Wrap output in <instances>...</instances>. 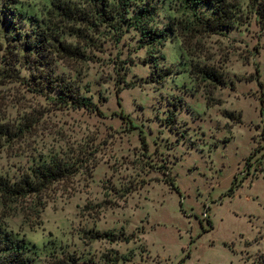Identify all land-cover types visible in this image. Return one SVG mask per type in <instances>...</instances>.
<instances>
[{"label":"rangeland","instance_id":"374dc122","mask_svg":"<svg viewBox=\"0 0 264 264\" xmlns=\"http://www.w3.org/2000/svg\"><path fill=\"white\" fill-rule=\"evenodd\" d=\"M49 1L10 0L15 23L45 18ZM226 1L237 21L206 34L185 32L175 0H149V24L175 28L158 48L159 82L131 28L117 40L97 29L91 40L65 36L83 54L57 53L38 72L62 78L92 109L35 91L21 60L22 77L0 76V124L10 130L0 136V176L11 181L53 156L76 167L37 194L0 198V225L24 239L31 264L67 255L81 264H264V18L253 12L264 0ZM189 60L212 65L223 83L194 78ZM92 230L129 240L90 239Z\"/></svg>","mask_w":264,"mask_h":264},{"label":"trees","instance_id":"16d2710c","mask_svg":"<svg viewBox=\"0 0 264 264\" xmlns=\"http://www.w3.org/2000/svg\"><path fill=\"white\" fill-rule=\"evenodd\" d=\"M253 3L256 0H252ZM176 8L182 16L185 32L216 33L230 29L237 21V12L226 0H175ZM253 12L259 18H264V5L256 2ZM16 7L10 0H0V76L8 78L22 77L17 75L15 65L19 60L30 65L33 71L34 90L43 86L47 92L53 91L59 101L71 104L73 107L92 109L88 97L78 93L62 78L47 72H38L49 64L48 58L57 53L67 56H81L83 49L75 42L71 43L65 36L81 40H91L89 33L97 29L107 30L115 40L129 28L138 32L139 46H147L145 62L150 66L151 80L162 81L167 72L157 68V59L163 55L158 48L166 38L167 33H173V24L164 27L149 24L155 15L154 4L149 0H50L45 18H35L27 15L26 28L15 23ZM23 23V22H22ZM189 73L194 78L222 84L220 73L209 64L197 60L188 62ZM50 67V66H49ZM51 68V67H50ZM31 70V71H32ZM44 78L43 82H39ZM10 130L0 124V136H8ZM76 170L73 162L53 156L43 158L33 163L28 171L9 181L0 176V198L10 201L27 194H37L53 181L66 178ZM228 187L227 192H231ZM87 237L90 239L104 238L109 241L121 240L127 242L129 236L124 232L113 233L109 230H92ZM26 243L22 237L7 232L0 225V264H31V257L26 251ZM101 262L87 264H112L125 259L115 256L109 259L102 256ZM88 262V261H87ZM54 264H81L77 257L67 255ZM179 264V262L177 263ZM256 264H262L257 262Z\"/></svg>","mask_w":264,"mask_h":264}]
</instances>
